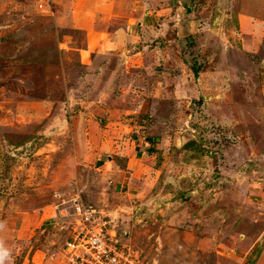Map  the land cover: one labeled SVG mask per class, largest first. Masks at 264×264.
<instances>
[{
	"label": "rangeland",
	"instance_id": "rangeland-1",
	"mask_svg": "<svg viewBox=\"0 0 264 264\" xmlns=\"http://www.w3.org/2000/svg\"><path fill=\"white\" fill-rule=\"evenodd\" d=\"M191 1L203 17L192 33L175 7ZM231 1L124 0L135 4L130 49L138 44V21L159 9L155 39L178 61L159 73L175 67L184 81L180 74L193 61L205 70L193 92L187 81L176 83L173 107L158 121L167 146L152 145L150 158L131 164L136 182L128 184L123 170L116 174L114 162L125 155L113 140L125 154L139 143L119 127L129 126L131 110L146 112L147 100L163 104L169 79L146 77L147 85L116 93L120 116L107 120L89 110L104 103L92 88L101 71L78 51L82 34L56 29L54 13L66 19L57 6L30 0L28 19L10 21L13 35H0V264H61L81 200L107 210L121 242H130L143 264H264V49L248 47L257 36L249 43L240 34ZM257 42L264 48V38ZM79 76L90 97L82 96ZM120 79L115 86L125 85ZM104 126L120 136L104 135ZM108 155L114 165L97 169Z\"/></svg>",
	"mask_w": 264,
	"mask_h": 264
},
{
	"label": "crops",
	"instance_id": "crops-1",
	"mask_svg": "<svg viewBox=\"0 0 264 264\" xmlns=\"http://www.w3.org/2000/svg\"><path fill=\"white\" fill-rule=\"evenodd\" d=\"M43 1L47 6L49 0ZM59 1L60 0H50V3L53 7L57 6L56 12L64 14L66 17V19H60V16L54 13L52 20L56 29L77 30L78 34L80 33L79 35L82 34V36L79 37L80 47L77 48L78 51L83 53L82 58L87 61L88 65H91L94 70L101 71L99 73V78L97 79L98 81L93 83L92 88L95 87L97 91L94 92V97L96 96L94 99L97 101H101L103 98L105 99L104 103H101L98 106L96 104L95 107H91L89 109L92 111L94 110V114H101L102 118L107 120L113 119L116 116H120L118 113L119 110L116 113V108L113 106L114 100L112 98H114L115 94L119 93L120 91L127 92V90L130 88L137 90L142 84L141 81L147 85L146 77H150V79H153L154 81H158L160 77L162 80L168 78L169 81L166 82L167 86L172 85V87H167L166 89L163 88V92L160 91V99L163 98V104L160 106L155 105V103L148 104L149 100H147L145 106L143 107L144 111L146 112L140 111L142 108L138 111L135 109L131 110L135 112V115L133 117L127 118L128 120L126 119L128 122L126 124L129 126H124L122 128L119 127L121 132H126L127 130L131 132L132 141H139V143L137 142L135 146L129 147L127 153L125 154V152L122 150L125 148L122 142H120L118 139L113 140L114 149H120L121 153L118 154L125 155L123 156V158H125L124 162L117 164L114 162L113 157L109 158L110 155H108V160L106 162L98 161L99 165L97 166V169H103V166L110 165L112 162H114L118 168L116 170V174H119L118 172L123 170V176L125 175L126 177L124 180H127V184L129 182L131 183V181L136 182V180H134L135 170H130L131 164L139 163L138 161L142 159L146 160L147 158H150V148H154L152 145H155L159 149H162L163 147L165 148V146H167V143L163 144L165 138L163 136H158L162 134V129H159L160 126L158 121H160V114H163L162 112L168 109V104L173 107L174 102L172 104V101L174 99V92L179 91L176 83L179 84V82L183 81V79L181 80L179 76H177L176 73L179 71L176 70L175 67H173V69L167 70L161 69L162 75L159 73L160 66H162V68H166L168 62L171 61L170 59L173 58L171 55L168 56V54H171V52H169L168 49L163 46L161 39H155L159 38L158 36L161 33L159 31V28L161 30V27L158 28L156 25L157 20L162 22L161 18L158 16L159 9H157L156 16L154 15L151 17L148 11V13H145L143 18H141L142 20L138 21V24H140L139 34L133 37V40H136L138 44L136 43L137 45H133V48L130 49L131 45L128 47L126 43L127 38L130 39L127 35L129 30L133 28V24L137 22L135 21L136 16H132L133 11L135 10V4L124 3V0H87V2L86 0H67V3ZM29 2L30 0H0V35H13V32L10 33V21L16 22V18H20V20L28 19L26 15L29 14V11L31 12L29 8ZM193 4L194 3L191 1L187 7L175 5L178 19L181 21L185 18L186 26L189 28V30H192L191 32L195 31L194 28H197L198 24L201 23L199 21H201V18H203L200 17V13L197 12ZM232 5L237 7V13L240 15V34L243 35L245 34L244 32H246V35L243 37L248 39L249 43L254 41L253 39H256V36L257 41L258 39L261 40L264 38V1L234 0ZM242 5L246 7L255 6L261 8L258 11H245L239 9V7ZM179 7L181 10H178ZM183 12L185 14H183ZM175 30L179 29L175 28ZM257 41H254V43L251 42L248 47H254V49L259 48V50L262 48L263 50L264 48ZM63 44L66 46L65 42ZM128 48L131 51L128 50ZM123 59L124 61H122ZM171 62L174 65L175 63L178 64V61L176 60ZM88 65L87 67H89ZM203 72H205V70H203L202 67L198 75L194 76L190 67H187V71L180 74V76H187L184 81L188 82L186 84H189L188 87L190 92L197 90V85L201 84V77L199 75ZM77 78H80L79 80H81V82L84 81L83 84L85 85V89L82 91V96L85 98L90 97L91 93L87 90L86 77L79 76ZM120 78H123V81L121 82H124L125 85L122 86L120 84V86H115V84L121 80ZM89 81L91 80H88V82ZM129 81L130 83L127 85L126 83ZM154 85L157 86L158 82ZM70 97H73V95H70ZM175 107L177 108V106ZM122 111L124 113L131 112L125 108ZM195 112L196 111L194 110V114ZM131 118L135 120H132ZM109 124L110 122L106 121L105 125L108 126ZM102 130L104 135H108L109 133L111 136L117 138L120 136V133L118 134L119 130L116 131L113 128H108L105 126ZM144 132L147 141L144 140L142 142L143 137H141L142 135H139V133L143 134ZM147 133L156 135L157 137ZM108 137L110 136L108 135ZM157 139L161 142L155 143ZM78 140L80 141L79 137ZM149 142L152 143L151 146ZM121 163L124 165V168L120 167Z\"/></svg>",
	"mask_w": 264,
	"mask_h": 264
},
{
	"label": "built area",
	"instance_id": "built-area-1",
	"mask_svg": "<svg viewBox=\"0 0 264 264\" xmlns=\"http://www.w3.org/2000/svg\"><path fill=\"white\" fill-rule=\"evenodd\" d=\"M74 209L77 219L61 248V264H143L134 246L121 242L106 209L82 200Z\"/></svg>",
	"mask_w": 264,
	"mask_h": 264
},
{
	"label": "trees",
	"instance_id": "trees-1",
	"mask_svg": "<svg viewBox=\"0 0 264 264\" xmlns=\"http://www.w3.org/2000/svg\"><path fill=\"white\" fill-rule=\"evenodd\" d=\"M192 5V4H191ZM199 17V16H198ZM193 28H194V26H193ZM190 33H192V32H190ZM191 42H192V39H191ZM189 67H190V69H191V71L193 72V74H194V76H197L198 75V73H199V71L202 69V64L201 63H196V62H192L190 65H189ZM197 102H199V101H197Z\"/></svg>",
	"mask_w": 264,
	"mask_h": 264
}]
</instances>
